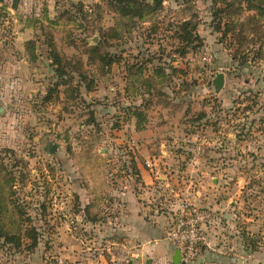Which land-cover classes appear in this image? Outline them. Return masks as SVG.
I'll list each match as a JSON object with an SVG mask.
<instances>
[{"label": "rangeland", "instance_id": "1", "mask_svg": "<svg viewBox=\"0 0 264 264\" xmlns=\"http://www.w3.org/2000/svg\"><path fill=\"white\" fill-rule=\"evenodd\" d=\"M136 1L0 0V264H264V0Z\"/></svg>", "mask_w": 264, "mask_h": 264}, {"label": "built area", "instance_id": "2", "mask_svg": "<svg viewBox=\"0 0 264 264\" xmlns=\"http://www.w3.org/2000/svg\"><path fill=\"white\" fill-rule=\"evenodd\" d=\"M206 59L207 57L204 56L203 60ZM146 164L151 167L150 162H146ZM171 193H173V189H171ZM173 198L177 201L175 196ZM178 203L179 201L166 209V215L171 220L168 236L179 250L181 261H193L198 256L200 247L206 243V237L199 229L197 222L201 218L211 220L212 214L201 213L197 208L188 204L187 201ZM174 206H177V208L174 209Z\"/></svg>", "mask_w": 264, "mask_h": 264}, {"label": "trees", "instance_id": "3", "mask_svg": "<svg viewBox=\"0 0 264 264\" xmlns=\"http://www.w3.org/2000/svg\"><path fill=\"white\" fill-rule=\"evenodd\" d=\"M133 2H134V7L135 8H139L138 7V5H139V3H138V1H136V0H133ZM123 4V3H122ZM128 5V4H127ZM140 6V5H139ZM121 7V9H122V6H120ZM259 11H260V9H259ZM132 13H133V11H132ZM186 26V25H188V24H183V26ZM186 35V34H185ZM188 36V38H189V35H187ZM48 47H49V56H50V58H51V60H52V63H53V65H55V72H57L59 75H58V77L59 78H63L64 77V75H65V73H64V66H61L60 65V59H59V56H58V54H57V52H56V49L53 47V46H51V44H49L48 45ZM92 50L95 52V53H97V51H98V48H92ZM184 53V52H183ZM103 61H107L106 62V65H109L110 63H111V60L109 59V60H107V59H105V58H101V62L103 63ZM103 65H104V63H103ZM60 85H62V84H60ZM11 236H4V238L6 239V240H14L15 239V237H11ZM28 237V236H27ZM17 239V238H16ZM28 239H30V241H31V244H30V246L29 247H35L36 245H37V240H36V238L33 236V237H28Z\"/></svg>", "mask_w": 264, "mask_h": 264}, {"label": "crops", "instance_id": "4", "mask_svg": "<svg viewBox=\"0 0 264 264\" xmlns=\"http://www.w3.org/2000/svg\"><path fill=\"white\" fill-rule=\"evenodd\" d=\"M141 172H139V174H140ZM142 205H143V207H142ZM141 206V208L143 209V210H146V211H148L149 209L148 208H151V206H150V204H148V203H143V204H141L140 205ZM148 206V207H147ZM130 209V210H129ZM139 209V208H138ZM128 213H130L131 215H129L127 218L129 219V220H127L128 222H131V221H133V219H135V215H136V217H137V219H139L140 217H139V213L137 212V214H134L135 212H133V211H135V208L134 207H129V205H128ZM139 211V210H138ZM155 213H156V211H155ZM148 217H149V215H148ZM153 220H155V221H159L160 219L158 218V217H155ZM138 221V220H137ZM141 227V228H140ZM139 227V229H141V230H144V231H146V232H148V233H152V234H154V235H157V236H161V234H160V228H158V227H154V226H149V225H147V226H140ZM136 229V228H135ZM172 247V246H171ZM174 247V246H173ZM174 250H173V252H172V257L174 256V254H175V251H176V249H175V247L173 248Z\"/></svg>", "mask_w": 264, "mask_h": 264}, {"label": "water", "instance_id": "5", "mask_svg": "<svg viewBox=\"0 0 264 264\" xmlns=\"http://www.w3.org/2000/svg\"><path fill=\"white\" fill-rule=\"evenodd\" d=\"M213 85L215 89L218 91L223 85V75L219 74L213 81ZM181 263V256L179 250H177L173 256V264H180Z\"/></svg>", "mask_w": 264, "mask_h": 264}]
</instances>
